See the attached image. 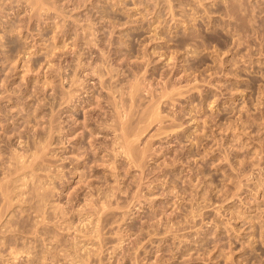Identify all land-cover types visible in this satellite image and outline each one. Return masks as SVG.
<instances>
[{
    "label": "rangeland",
    "instance_id": "374dc122",
    "mask_svg": "<svg viewBox=\"0 0 264 264\" xmlns=\"http://www.w3.org/2000/svg\"><path fill=\"white\" fill-rule=\"evenodd\" d=\"M0 162V264H264V0H0Z\"/></svg>",
    "mask_w": 264,
    "mask_h": 264
},
{
    "label": "bare ground",
    "instance_id": "6f19581e",
    "mask_svg": "<svg viewBox=\"0 0 264 264\" xmlns=\"http://www.w3.org/2000/svg\"><path fill=\"white\" fill-rule=\"evenodd\" d=\"M3 1H4V0H3ZM27 1H28V0H27ZM32 1H34V0H32ZM36 1H37V0H36ZM39 1H40V0H39ZM41 1H42V0H41ZM43 1H44V0H43ZM37 3H38V2H37ZM37 3H33V5H34V4L36 5ZM31 4H32V3H31ZM40 5H41V4H40ZM40 5H39V6H40ZM41 7H43V4L41 5ZM41 7H39V8H41ZM10 8H11V7H10ZM2 9H3V8H2ZM7 9H8V7H7ZM34 9H35V8H34ZM34 9H33V6H32V12H33ZM5 10H6V9H5ZM36 11H38V10H36ZM34 12H35V11H34ZM38 12H39V11H38ZM40 12H41V10H40ZM38 15H39V14H38ZM80 60H81V59H80ZM78 64H79V63H78ZM81 64H82V63H81ZM79 66H80V65H79ZM79 66H77V67H79ZM81 66H82V65H81ZM81 66H80V67H81ZM97 66H98V65H97ZM75 69H76V68H75ZM78 69H79V68H78ZM80 69H81V68H80ZM95 69H96V68H95ZM97 69H98V68H97ZM100 70H101V69H100ZM102 70H103V69H102ZM75 71H76V70H75ZM82 71H83V70H82ZM76 72H77V71H76ZM78 72H79V71H78ZM94 72H95V71H94ZM97 72H98V71H97ZM59 73H60V72H59ZM98 73H99V72H98ZM106 74H108V73L106 72ZM59 75H61V74H59ZM72 75H73V74H72ZM74 76H75V75H74ZM103 76H104V75H103ZM103 76L100 75V76H99V79H98V83L100 84L101 87H102V86L104 87V86L106 85V84H105V81H103V78H104ZM143 76H144V75H143ZM59 77H60V76H59ZM90 77H91V76H90ZM66 78H67V77H66ZM66 78H65V79H66ZM75 78H76V76H75ZM59 79H60V78H59ZM62 79H63V78H62ZM67 79H68V81L70 80V84H71V85L68 87V88H69V91H65V90H64L65 92L61 94V96H60L61 98H59V99H60V100H64L65 103H66V105L68 104V105H72V106L77 105L78 103H81V102H82V103H85V101H79V100H80V97H79L78 94H77V92H78L77 90H78V89H75V90L73 89V87L75 86V81H74L75 79L71 78V79H72V80H71V79H69V77H68ZM67 79H66V80H67ZM85 79H86V78H85ZM112 79H113V78H112ZM83 80H84V79H83ZM90 80H91V79H89L88 83L90 82ZM60 81H61V80H60ZM64 81H65V80H64ZM143 81H144V80H143ZM166 81H167V80H166ZM108 82H109V81H108ZM134 82H135V81H134ZM60 83H62V82H60ZM137 83H138V82H137ZM165 83H166V82H165ZM104 84H105V85H104ZM73 85H74V86H73ZM81 85H82V84H81ZM84 85H85V84H84ZM84 85H83V86H84ZM143 85H144V84H143ZM169 85H170V84H169ZM72 86H73V87H72ZM108 86H110V85H108ZM136 86H137L136 84H135V85H132V87L129 86V87H130V90H129V92L126 93V94H125V93H124V94L121 93L120 96H121L122 98H119V100H120L119 103H118L119 105H118L117 103H112V104H113V110H114V113L117 115V116H116L117 119L113 120V121H115V123H114L112 126H106V125H105V127H106L107 129L109 128V129H111V131H112V129H113L112 132H113V134H115V138H113L114 141H112V142H113V143H112L113 146H114V147H117V148H118L117 150L121 149V150H119V153L121 152V153H122L125 157H127L128 159H129V158L131 159V158L135 155V154H133V151H134L133 149L136 148V147L133 148L132 145H133L134 143H136L137 138H136V140H133V139H134L136 136H138L137 134H136V136H135V135H133V133L131 134L130 132H127V127H128V125H129V123L132 122V121H131V118H132V117H131V114H132V111H131L132 109H131V108H132V106L135 104V103H134L135 95L137 94L136 92H139V91H140V90L137 91V87H136ZM164 86H165V85H164ZM71 87H72V90H71ZM88 87H89V85H88ZM148 87H149V86H148ZM167 87H168V86H167ZM173 87H174V86H173ZM77 88H78V87H77ZM109 88H110V87H109ZM171 88H172V87H171ZM174 88H175V87H174ZM80 89H83V87L80 88ZM80 89H79V90H80ZM88 89H89V88H88ZM103 89H104V88H103ZM142 89H143V88H142ZM160 89H161V88H160ZM165 89H166V88H165ZM165 89H164V90H165ZM177 89H178V87H177ZM177 89H176V90H177ZM150 90H151V89H150ZM162 90H163V89H162ZM172 90H173V89H171V91H172ZM174 90H175V89H174ZM80 91H81V90H80ZM165 91H166V90H165ZM165 91H164V92H165ZM171 91H170V92H171ZM178 91H179V90H178ZM62 92H63V91H62ZM87 92H88V91H87ZM87 92H86V93H87ZM116 92H117V91H116ZM120 92H121V91H120ZM122 92H123V91H122ZM142 92H143V91H142ZM146 92H147V91H146ZM164 92H163V93H164ZM172 92H173V91H172ZM59 93H60V92H59ZM83 93H84V91H83ZM144 93H145V92H144ZM166 93L168 94V92H166ZM176 93H177V92H176ZM75 94L79 97V99H78V97L76 98ZM81 94H82V93H81ZM146 94H147V93H146ZM156 94H157V93H156ZM178 94H179V93H178ZM180 94H181V93H180ZM113 95H114V94H113ZM125 95H126V96H125ZM149 95H150V94H149ZM164 95L167 97L166 94L161 95V97H165ZM169 95H170V93H169ZM171 95H172V94H171ZM53 96H54V95H53ZM83 96H84V94H83ZM124 96H125L126 98H124ZM136 96H137V95H136ZM81 97H82V96H81ZM85 97H86V96H85ZM93 97H94V96H93ZM113 97H114V96H113ZM113 97H112V98H113ZM161 97L159 96L160 100L163 99V98H161ZM166 97H165V98H166ZM168 97H171V96H168ZM95 98H96V97H95ZM165 98H164V99H165ZM81 99H83V98H81ZM84 99H85V98H84ZM167 99H168V98H167ZM53 101H54V100H53ZM112 101H113V100H112ZM150 101H151V100H150ZM114 102H116V100H115ZM158 102H159V101H158ZM54 103H55V102H54ZM60 103H61V102H60ZM60 103H59V104H60ZM82 103H81V104H82ZM133 103H134V104H133ZM62 104H63V103H62ZM148 104H149V103H148ZM153 104H155V103L153 102ZM156 104H157V103H156ZM160 104H161V103H160ZM160 104H158V105H160ZM57 105H58V104H57ZM110 105H111V104H110ZM151 105H152V103H151ZM158 105H157V107H158ZM84 106H85V105H84ZM135 106H136V105H135ZM67 107H68V106H67ZM70 107H71V106H70ZM157 107H155V108H157ZM111 108H112V106H111ZM150 108H151V107H150ZM153 109H154V108H152V111H153ZM158 109H159V108H158ZM111 110H112V109H111ZM149 110H150V109H149ZM144 111H145V110H144ZM144 111H143V112H144ZM57 112H58V111H57ZM152 113H153V114H152ZM152 113H149V114H152V115L155 116V113H156V112H155V113L152 112ZM58 114H59V113H58ZM110 114H111V113H110ZM157 114H159V113L157 112ZM132 115H133V114H132ZM139 115L141 116V114H139ZM55 116H56V115H55ZM145 116H146V114H145ZM145 116H143V117H145ZM154 116H151V117H154ZM156 116H158V115H156ZM156 116H155V118H156ZM112 117H113V116H112ZM141 117H142V116H141ZM143 117H142V118H143ZM149 117H150V116H149ZM57 118H58V117H56L55 120H57ZM147 118H148V117H146V119H147ZM148 119H149V118H148ZM148 119H147V120H148ZM152 119H153V118H152ZM53 120H54V119H53ZM53 120H52V121H53ZM58 120H59V119H58ZM87 120H88V119H87ZM87 120H86V121H87ZM106 120H107V119H106ZM132 120H133V118H132ZM149 120H151V119H149ZM158 120H159V119H158ZM52 121H51V122H52ZM111 121H112V120H111ZM130 121H131V122H130ZM141 121H142V120H141ZM153 121H155V120H153ZM159 121H160V120H159ZM51 122H50V123H51ZM54 122H55V121H54ZM101 122H102V121H101ZM142 122H143V121H142ZM148 122H149V121H148ZM148 122H147V123H148ZM161 122H162V121H161ZM50 123H49V126H50ZM52 123H53V122H52ZM88 123H89V122H88ZM90 123H91V122H90ZM96 123H97V122H96ZM85 124H86V123H85ZM151 124H152V123H151ZM56 125H58V123H57ZM109 125H110V124H109ZM149 125H150V124L148 123V126H149ZM54 126H55V125H54ZM59 126H62V125H59ZM99 126H100V124H99ZM99 126H98V127H99ZM145 126H146V125H145ZM51 127H52V126H51ZM51 127H50V128H51ZM85 127H86V126H85ZM105 127H104V128H105ZM134 127H136V126H134ZM55 128H57V127L55 126ZM55 128H54V129H55ZM142 128H143V127H142ZM51 129H52V128H51ZM54 129H53V130H54ZM102 129H103V128H102ZM102 129H100V130H102ZM138 129H139V128H138ZM144 129H146V128H144ZM144 129H143V130H144ZM59 130H60V129L57 128V133H58V135H59V133H60V131H61V130H60V131H59ZM104 130H105V129H104ZM135 130H137V129H135ZM51 131H52V130H51ZM51 131H50V132H51ZM55 131H56V130H55ZM68 131H69V130H68ZM68 131H67V132H68ZM102 131H103V130H102ZM108 131H109V130H108ZM100 132H101V131H100ZM100 132H97L96 130H92L91 132H89V135H86V136H87V138H90V137H91V138H92V137L94 138L93 135H94V134H97V135H98ZM53 133H54V132H53ZM53 133H52V134H53ZM102 133H103V132H102ZM141 133H143V132L141 131ZM141 133H140V134H141ZM52 134H51V135H52ZM113 134H112V135H113ZM49 135H50V134H49ZM68 135H69V134H68ZM141 135H142V134H141ZM141 135H139V136H141ZM84 136H85V135H84ZM86 136H85V137H86ZM88 136H89V137H88ZM45 137H46V136H45ZM47 137H48V136H47ZM52 137H53V136H52ZM52 137H51V138H52ZM56 138H58V136H57ZM91 138H90V139H91ZM132 138H133V139H132ZM39 139H40V138H39ZM84 139H85V138H84ZM59 140H60V139H59ZM59 140H58V141H59ZM92 140H93V139H92ZM94 140H95V138H94ZM94 140H93V141H94ZM82 141L84 142V140H82ZM134 141H135V142H134ZM138 141H139V140H138ZM60 142H61V141H60ZM65 142H66V141H65ZM83 142H82V143H83ZM56 143H57V142H56ZM80 143H81V142H80ZM80 143H79V144H80ZM137 143H138V142H137ZM62 144H63V143H62ZM83 144H84V143H83ZM85 144H86V143H85ZM5 145H6V144H5ZM9 145H10V144H9ZM49 145H50V144H49ZM49 145H48V142H47V145H45V146H49ZM89 145L92 146V143H90ZM135 145H136V144H135ZM33 146H35V145H33ZM43 146H44V145H43ZM83 146H85V145H83ZM90 146H89V147H90ZM94 146H95V145H94ZM113 146H112V147H113ZM9 147H10V146H9ZM100 147H101V146H100ZM114 147H113V148H114ZM38 148H39V147H38ZM41 148H42V146H41ZM44 148H45V150H46L47 147H44ZM82 148H83V147H82ZM84 148H85V147H84ZM92 148H93V147H92ZM15 149H16V148H15ZM101 149H103V148H101ZM16 150H17V149H16ZM39 150H42V149H39ZM85 150H87V149H85ZM85 150H83V151H85ZM92 150H93V149H92ZM109 150H111V148H110ZM115 150H116V148H115ZM115 150H112V151H115ZM135 150H136V149H135ZM146 150H147V149H146ZM148 150H149V149H148ZM35 151H36V150H35ZM42 151H43V153H44V149H43ZM83 151H82V152H83ZM87 151H88V150H87ZM90 151H91V150H90ZM105 151H106V150H105ZM17 152H18V151H17ZM96 152H97V151H96ZM100 152H101V151H100ZM107 152H109V151H107ZM117 152H118V151H117ZM12 153H13V152H12ZM38 153H40V152H38ZM43 153H41V155H42ZM83 153H85V152H83ZM86 153H87V152H86ZM86 153L84 154V155H85V158H88V157H86ZM111 153H112V152H111ZM119 153H118V154H119ZM135 153H137V152H135ZM18 154H19V152H18ZM34 154H35V153H34ZM34 154H33V155H34ZM45 154H47V153H45ZM81 154H82V153H81ZM88 154H89V152L87 153V155H88ZM115 154H116V153H114V155H115ZM137 154H138V153H137ZM137 154H136V155H137ZM144 154H145V153H144ZM16 155H17V154H16ZM19 155H20V154H19ZM39 155H40V154H39ZM39 155H38V156H37V155H34V157L36 156L37 159H38V158H39ZM43 155H44V154H43ZM93 155H94V154H93ZM114 155H113V157H114ZM138 155H139V154H138ZM141 155H143V154L141 153ZM1 156H2V155H1ZM22 156H23V155H22ZM22 156H20V157H22ZM29 156H30V154H29ZM55 156H56V155H55ZM116 156H117V154H116ZM131 156H132V157H131ZM14 157H15V156H14ZM17 157H18V156H17ZM17 157H16V159H17ZM20 157H18V159H19ZM77 157H78V156H77ZM83 157H84V156H83ZM118 157H119V156H118ZM118 157H117V158H118ZM140 157H141V156H140ZM140 157H139V158H140ZM144 157H145V156H144ZM12 158H13V157H12ZM22 158H23V157H22ZM32 158H33V156H32ZM32 158H31V159H32ZM40 158H41V157H40ZM79 158H80V157H79ZM90 158H91V157H90ZM141 158H142V157H141ZM25 159H26V158H25ZM33 159H34V158H33ZM35 159H36V158H35ZM35 159H34V160H35ZM111 159H112V158H111ZM22 160H23V159H22ZM43 160H44V159H43ZM141 160H142V159L139 160L140 163H142ZM17 161H18V160H17ZM38 161H39V159H38ZM44 161H45V160H44ZM50 161H51V160H50ZM83 161H84V160H83ZM131 161H132V159H131ZM14 162H15V161H14ZM18 162H21L20 159H19ZM32 162L34 163V161H32ZM35 162H36V161H35ZM54 162H55V161H54ZM114 162H115V161H114ZM132 162H134V161H132ZM132 162H131V163H132ZM137 162H138V161H137ZM0 163H1V162H0ZM24 163H25V162H24ZM36 163H37V162H36ZM45 163H46V162H45ZM77 163H78V162H77ZM112 163H113V162H112ZM134 163H135V162H134ZM22 164H23V163H22ZM31 164H32V163H31ZM31 164H30V165H31ZM14 165H15V164H14ZM39 165H40V164H39ZM113 165H114V163H113ZM15 166H16V165H15ZM24 166H27V167H28V165H24ZM53 166H54V165H53ZM0 167H1V166H0ZM18 167H19V166H18ZM21 167H22V166H21ZM27 167H24V169L27 168ZM42 167H43V166H42ZM140 167H142V166L140 165ZM140 167H139V168H140ZM9 168H11L10 165H9ZM29 168H30V167H29ZM112 168H113V167H112ZM15 169H16V167H15ZM19 169H20V168H19ZM24 169H23V170H24ZM9 170H10V169H9ZM25 170H26V169H25ZM10 171H12V170H10ZM14 171H15V170H14ZM16 171H17V170H16ZM20 171H21V169H20ZM58 171H59V170H58ZM113 171H114V169H113ZM116 171H117V170H116ZM17 172H18V171H17ZM24 172H25V171H24ZM31 172H32V171H31ZM32 173H33V172H32ZM58 173H59V172H58ZM81 173H82V172H81ZM5 174H6V173H5ZM8 174H9V172H8ZM35 174H36V173H35ZM74 174H75V173H74ZM14 175H15V173H14ZM14 175H13V176H14ZM16 175H17V174H16ZM21 175H22V174H21ZM27 175H28V174H27ZM31 175H32V174H31ZM33 176H34V175H33ZM39 176H40V175H39ZM29 177H31V176H29ZM34 177H35V176H34ZM48 177H49V176H48ZM14 178H15V177H14ZM24 178H25V177H24ZM36 178H37V176H36ZM53 178H54V177H53ZM33 179H34V178H33ZM4 180H5V179H4ZM7 180H8V179H7ZM9 180H10V179H9ZM24 180H25V179H24ZM24 180H23V181H24ZM31 180H32V179H31ZM31 180H30V182L32 183ZM37 180H38V179H37ZM46 180H47V179H46ZM59 180H60V179H59ZM9 182H10V181H9ZM21 182H22V181H21ZM21 182H19V183H21ZM28 182H29V181H28ZM37 182H38V181H37ZM37 182H36V183H37ZM11 183L13 184V182H11ZM23 183H24V182H23ZM80 183H81V182H80ZM3 184H4V183H3ZM5 184H6V183H5ZM5 184H4V185H5ZM39 184H40V183H39ZM81 184H82V183H81ZM21 185H23V184H21ZM37 185H38V184H37ZM37 185H36V186H37ZM84 185H85V184H84ZM14 186H15V185H14ZM17 186H18V185H17ZM26 186H27V185H26ZM36 186H35V187H36ZM41 186H42V185H41ZM43 186H44V185H43ZM50 186H51V185H50ZM11 187H12V186H11ZM20 187H21V186H20ZM47 187H48V186H47ZM3 188H4V189H3ZM29 188H30V187H29ZM19 189H20V188H19ZM19 189H18V191H19ZM33 189H34V188H33ZM37 189L39 190L40 188L37 187ZM45 189H46V187H45ZM0 190H3V191H1L2 194H3V192H5L4 190H6L5 187H4L2 184L0 185ZM22 190L24 191V186H23V189H22ZM35 190H36V189H35ZM40 190H41V189H40ZM113 190H114V189H113ZM113 190H112V191H113ZM7 191H8V190H7ZM16 191H17V190H16ZM23 191H22V192H23ZM41 191H42V190H41ZM44 191H45V190H44ZM52 191H53V190H52ZM13 192H14V191H13ZM24 192H25V191H24ZM50 192H51V191H50ZM15 193H16V192H15ZM25 193H26V192H25ZM29 193H31V192H29ZM37 193H38V192H37ZM55 193H56V192H55ZM99 193H100V192H99ZM2 194H1V195H2ZM5 194H6V192H5ZM5 194H3V195H5ZM7 194H8V193H7ZM7 194H6V195H7ZM16 194H17V193H16ZM20 194H21V193H20ZM35 194H36V191H35L34 195H35ZM96 194H97V193H96ZM10 195H11V194H10ZM12 195H13V194H12ZM21 196H22V195H21ZM41 196H42V195H41ZM3 197L6 198V196H3ZM18 197H19V196H18ZM52 197H53V196H52ZM101 197H102V196H101ZM0 198H1V197H0ZM12 198H13V197H12ZM30 198H31V197H30ZM33 198H34V196H33ZM38 198H39V196L37 197V200H38ZM41 198H43V197H41ZM46 198H48V197H46ZM88 198H89V197H88ZM92 198H93V197H92ZM92 198H91V199H92ZM102 198H103V197H102ZM104 198H105V197H104ZM110 198H111V197H110ZM113 198H114V197H113ZM2 199H4V198H2ZM7 199H8V198H7ZM10 199H11V198H10ZM22 199H23V198H22ZM85 199H86V198H85ZM85 199H84V200H85ZM89 199H90V198H89ZM98 199H99V198H98ZM4 200H6V199H4ZM4 200H3V201H4ZM32 200H33V199H32ZM43 200H44V199H43ZM19 201H20V200H19ZM90 201H92V200H90ZM97 201H98V200H97ZM105 201H106V200H105ZM107 201H108V200H107ZM107 201H106V202H107ZM4 202H5V201H4ZM16 202H17V201H16ZM47 202H48V201H47ZM103 202H104V201H103ZM110 202H111V201H110ZM2 203H3V202H2ZM11 203H12V202H11ZM11 203H9V204H11ZM39 203H42V205H45V203H43V201H42V202L39 201ZM88 203L91 205V203H90L89 201H88ZM99 203H100V201H99ZM4 204H5V203H4ZM6 204H7V203H6ZM14 204H15V203H14ZM66 204H67V203H66ZM92 204H94V203H92ZM107 204H108V203H107ZM37 205H38V204H37ZM39 205H40V204H39ZM42 205H40V207H42ZM55 205H56V204H55ZM87 205H88V204H87ZM90 205H89L88 207H90ZM101 205H102V207H100ZM101 205H99V207H100L99 209H101V208L104 209V206H105V205H104V204H101ZM110 205H111V204H110ZM51 206H52V205H51ZM64 206H65V205H64ZM83 206H85V205H83ZM91 206H92V205H91ZM94 206H95V205H94ZM2 207H3V206H2ZM88 207H87V208H88ZM92 207H93V206H92ZM92 207H91V210H92ZM8 208H9V206H8ZM62 208H63V207H62ZM82 208H83V207H82ZM120 208H121V207H120ZM1 209H2V208H1ZM1 209H0V211H1ZM41 209H42V208H41ZM44 209H46V207H45ZM47 209H48V208H47ZM55 209H56V208H55ZM55 209H53V212L56 211ZM83 209H85V208H83ZM34 210H35V209H34ZM96 210H97V209H96ZM104 210H106V209H104ZM108 210H109V209H108ZM8 211H9V210H8ZM35 211H37V209H36ZM47 211H48V210H47ZM49 211H50V210H49ZM92 211H93V210H92ZM102 211H103V210H102ZM3 212H4V211H3ZM64 212H65V210H64ZM82 212H83V211H81V212H79V213H82ZM88 212H89V211H88ZM95 212H96V211H95ZM32 213H33V212H32ZM36 213H37V212H36ZM42 213H43V212H42ZM54 213H55V212H54ZM103 213H104V212H103ZM1 214H2V212H1ZM43 214H44V213H43ZM58 214H59V213H58ZM63 214H64V213H63ZM83 214H84V213H83ZM55 215H56V214H54V216H53V215H52V216L55 217ZM94 215H95V214H94ZM101 215L103 216L104 214H101ZM34 216H35V215H34ZM34 216H33V218H34ZM39 216H40V215H39ZM45 216H46V215H45ZM59 216H62V215H59ZM65 216H66V215H65ZM65 216H63L64 219H65ZM98 216H99V215H98ZM98 216H95V217H98ZM35 217H36V216H35ZM48 217H49V215H48ZM53 217H52V218H53ZM68 217H69V216H68ZM52 218H51L50 220H52ZM57 218H58V217H57ZM83 218H84V217H83ZM98 218H99V217H98ZM0 219H1V218H0ZM35 219H36V218H35ZM60 219H61V217H60ZM92 219H93V218H92ZM92 219H91V220H92ZM102 219H103V218H102ZM42 220H43V219H42ZM42 220H41V221H42ZM47 220H48V219H47ZM57 220H58V219H57ZM65 220H66V219H65ZM78 220H79V219H78ZM91 220H90V221H91ZM97 220H98V219H97ZM99 220H100V219H99ZM99 220H98V221H99ZM34 221H35V220H34ZM36 221H38V220H36ZM39 221H40V220H39ZM60 221H61V220H60ZM81 221H82V220H81ZM103 221H104V220H103ZM21 222H22V221H21ZM57 222H58V221H57ZM61 222H62V221H61ZM40 223H42V222H40ZM78 223H79V222H78ZM94 223H95V221H94ZM17 224H18V223H17ZM83 224H85V223H83ZM83 224H82L81 226H83ZM88 224H89V222H88ZM88 224H87V225H88ZM96 224H98V223H96ZM96 224H94V226H95ZM19 225H20V224H19ZM36 225H38V224L36 223ZM42 225H43V223H42ZM44 225H45V224H44ZM51 226H52V225H51ZM71 226H72V225H71ZM75 226H76V225H75ZM96 226H97V225H96ZM96 226H95V228H96ZM98 226H99V224H98ZM16 227H17V226H16ZM19 227H20V226H19ZM45 227H46V226H45ZM20 228H21V227H20ZM41 228H43V227H41ZM68 228L70 229V227H68ZM91 228H92V227H91ZM97 228H98V227H97ZM15 229H16V228H15ZM20 230H22V229H20ZM34 230H35V229H34ZM34 230H33V231H34ZM43 230H44V229H43ZM45 230H46V229H45ZM47 230H48V229H47ZM98 230H99V228H98ZM98 230L95 232V233H96V237L94 236V239L97 238L96 240H99L98 236H99L100 234H98ZM101 230H102V229H101ZM94 231H95V229H94ZM94 231H93L92 233H94ZM1 232H2V231H1ZM1 232H0V233H1ZM3 232H4V230H3ZM3 232H2V233H3ZM15 232H16V231H15ZM52 232H53V231H52ZM60 232H61V231H60ZM2 233H1V234H2ZM17 233H18V232H17ZM34 233L36 234V231H35ZM49 233H50V232H49ZM99 233H100V231H99ZM40 234H41V233H40ZM42 234H43V233H42ZM46 234H47V233H46ZM63 234H64V233H63ZM5 235H6V233H5ZM90 235H91V234H90ZM94 235H95V234H94ZM102 235H103V234H101V236H102ZM39 236H40V235H39ZM39 236H38V237H39ZM30 237H31V236H30ZM43 237H44V236H43ZM43 237H42V238H43ZM87 237H89V234H88ZM90 237H91V236H90ZM90 237H89V238H90ZM92 237H93V236H92ZM99 237H100V236H99ZM7 238H8V237H7ZM40 238H41V237H40ZM80 238H81V237H80ZM89 238H87V239H89ZM33 239H35L34 236H33ZM73 239H74V238H73ZM90 239H91V238H90ZM102 239H103V238H102ZM41 240H42V239H41ZM100 240H101V239H100ZM3 241H4V240H3ZM14 241H15V240H14ZM35 241H36V240H35ZM44 241H45V240H43V242H44ZM72 242H73V241H72ZM91 242H92V240H91ZM94 242H95V240H94ZM6 243H7V242H6ZM24 243H25V242H24ZM54 243H55V242H54ZM89 243H90V242H89ZM98 243H99V242H98ZM119 243H120V242H119ZM36 244H38V243H36ZM40 244H41V243H40ZM74 244H75V243H74ZM100 244H101V243H100ZM3 245H4V242H3ZM8 245H9V244H8ZM31 245H33V244H31ZM43 245H44V244H43ZM95 245H96V243H95ZM116 245H117V244H116ZM0 246H1V245H0ZM36 246H37V245H36ZM76 246H77V245H76ZM79 246H80V245H79ZM91 246H92V245H91ZM96 246H97V245H96ZM101 246H102V245H101ZM7 247H8V246H7ZM28 247H29V246H28ZM37 247H38V246H37ZM71 247H72V246H71ZM5 248H6V247H5ZM8 248H9V247H8ZM8 248H7V249H8ZM26 248H27V247H26ZM45 248H46V250H47V247H45ZM74 248H75V247H74ZM84 248H85V247H84ZM94 248H96V247H94ZM97 248L99 249V247H97ZM33 249H34V248H33ZM33 249H32V251H34ZM35 249H37V248H35ZM48 249H49V248H48ZM79 249H80V247H79ZM114 249H115V248H114ZM20 250H21V248H20ZM28 250H29V249H28ZM39 250H40V249H39ZM49 250H50V249H49ZM52 250L54 251V249H52ZM52 250H51V251H52ZM68 250H69V249H68ZM68 250H67V251H68ZM73 250H74V249H73ZM77 250H78V248H77ZM89 250H90V249H89ZM91 250H92V249H91ZM94 250H95V249H94ZM96 250H97V249H96ZM4 251H5V250H4ZM30 251H31V250H30ZM69 251H70V250H69ZM82 251H83V250H82ZM84 251H85V249H84ZM0 252H1V251H0ZM14 252H15V251H14ZM19 252H20V251L15 252L14 256H12V255H13V252H11V254H9V253H8V254L10 255L9 257H11V258L13 257L14 259H17V257L20 256V255H17V254H20ZM21 252H22V251H21ZM23 252H24V251H23ZM42 252H43V250H42ZM57 252H58V251H57ZM91 252H92V251H91ZM96 252H97V251H96ZM96 252H95V255H96ZM99 252H100V251H99ZM2 253H3V251H2ZM6 253H7V252H6ZM16 253H17V254H16ZM29 253H30V252H29ZM33 253H34V252H33ZM46 253H47V252H46ZM65 253H66V252H65ZM76 253H77V252H76ZM78 253H79V251H78ZM86 253H88V252H86ZM101 253H102V252H101ZM101 253H100V254H101ZM21 254H22V253H21ZM23 254H24V253H23ZM23 254H22V256H23ZM38 254H39V253H38ZM44 254H45V253H44ZM55 254H56V253H55ZM55 254H54V255H55ZM73 254H74V253H73ZM81 254H83V253L81 252ZM84 254H85V253H84ZM26 255L28 256L29 254L26 253ZM46 255H47V254H46ZM57 255H58V254H57ZM57 255H56V256H57ZM89 255L91 256V254H89ZM29 256H30V255H29ZM39 256H40V255H39ZM58 256H59V255H58ZM63 256H64V255H63ZM66 256H67V255H66ZM66 256H64V258H65ZM76 256L79 258V257H80V254H79V256H78V255H76ZM86 256H87V255H86ZM86 256H85V257H86ZM97 256H99V255H97ZM30 257H31V256H30ZM32 257H33V255H32ZM53 257H54V256H53ZM81 257L84 258V255L81 256ZM92 257H93V256H92ZM18 258H19V257H18ZM25 258H26V257H25ZM49 258H50V257H49ZM64 258H63V259H64ZM71 258H72V257H71ZM73 258H74V257H73ZM86 258H87V261L89 262L88 257H86ZM100 258H101V257H100ZM34 259H35V258H34ZM50 259H51V258H50ZM59 259H60V258H59ZM80 259H81V258H79V260H80ZM91 259H92V258H91ZM27 260H28V259H27ZM31 260H32V258H31ZM35 260H36V259H35ZM46 260H48V256H47V257H43V263H44V261H46ZM51 260H52V259H51ZM60 260H61V259H60ZM65 260H66V259H65ZM70 260H71V259H70ZM79 260H78V261H79ZM84 260H85V258H84ZM12 261H13V260H12ZM14 261H15V260H14ZM17 261H19V259H18ZM68 261H69V260H68ZM74 261H75V260H74ZM74 261H70V262H74ZM82 261H83V259H82ZM98 261H99V260H98ZM37 262H38V261H37ZM47 262H48V261H47ZM58 262H59V261H58ZM64 262H65V261H64ZM75 262H76V261H75ZM88 262H87V263H88ZM15 263H16V262H15ZM39 263H40V262H39ZM39 263H38V264H39ZM41 263H42V261H41ZM43 263H42V264H43ZM48 263H49V262H48ZM66 263H67V262H65V264H66ZM81 263H82V262H81ZM85 263H86V262H85ZM87 263H86V264H87ZM100 263H101V261H100ZM100 263H99V264H100ZM36 264H37V263H36Z\"/></svg>",
    "mask_w": 264,
    "mask_h": 264
}]
</instances>
